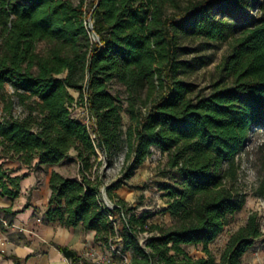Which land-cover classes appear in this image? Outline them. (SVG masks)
<instances>
[{
	"label": "trees",
	"instance_id": "16d2710c",
	"mask_svg": "<svg viewBox=\"0 0 264 264\" xmlns=\"http://www.w3.org/2000/svg\"><path fill=\"white\" fill-rule=\"evenodd\" d=\"M89 17L98 42L84 24ZM226 41L221 71L231 86L199 95L183 78ZM110 84L123 88V99ZM0 105V159L35 172L74 153L76 178L49 174L45 223L92 231L103 250L128 253V264H242L262 238L253 212L218 258L208 247L245 204L239 157L264 126V0H0ZM73 106L86 109L89 126L72 116ZM152 149L166 157L160 191L169 225L135 214L114 194ZM119 157L120 178L106 185L100 168ZM24 177L0 165V197L15 200Z\"/></svg>",
	"mask_w": 264,
	"mask_h": 264
},
{
	"label": "rangeland",
	"instance_id": "374dc122",
	"mask_svg": "<svg viewBox=\"0 0 264 264\" xmlns=\"http://www.w3.org/2000/svg\"><path fill=\"white\" fill-rule=\"evenodd\" d=\"M40 46L39 48L42 49V46ZM229 53L230 41L215 44L204 53L211 58L210 63L183 79L195 84L197 87L196 93L199 95L209 94L214 85H218L219 88L231 86V77L221 71L224 60ZM108 88L111 94L118 95L123 99V88L121 86L110 84ZM6 92H11L9 86H6ZM70 94L75 99L77 98L76 93L70 91ZM70 111L73 117L82 122L85 121L87 115L85 108L73 106ZM122 119L123 125L126 126L128 119L124 114L122 115ZM245 150L239 157L240 171L237 182L238 188L246 194L245 204L242 210L230 219L229 225L225 230L208 246L217 258L231 233L245 223L250 213L256 212L260 220L264 219V196L258 195L260 186L264 184V126L254 129L248 139ZM98 159H102L99 153ZM121 162L122 159L119 157L112 168L106 170L103 165L101 166L100 172H104L106 175V185L120 178ZM165 162V155H161L157 150L152 149L151 155L135 171L134 176L119 189L115 190L114 194L129 206L136 207L135 214L140 215L142 212H148L154 215L151 222L155 221L160 224L169 225L171 223L169 215L162 212L165 208V199L163 198L164 193L160 191V185L163 182H168L169 179L160 175L166 164ZM56 169L66 178H76L77 164L74 161V156L71 155L58 165ZM44 172L46 173L47 170L45 169ZM43 180L44 177L42 174H39L37 176L38 184H35L32 188L34 190H46L44 189ZM102 202L106 206L103 195ZM184 248L193 258L204 257L200 247L186 246ZM84 262L89 264L90 261L85 259ZM242 262L243 264H264V235L247 251Z\"/></svg>",
	"mask_w": 264,
	"mask_h": 264
},
{
	"label": "crops",
	"instance_id": "0c3cea01",
	"mask_svg": "<svg viewBox=\"0 0 264 264\" xmlns=\"http://www.w3.org/2000/svg\"><path fill=\"white\" fill-rule=\"evenodd\" d=\"M71 155L74 156V153ZM61 163L43 166L34 172L17 162L0 159V165L4 169L13 171L16 176H25L20 183L19 196L15 200L0 197V209L11 207L12 211L19 212L14 217L0 212V218L11 223L8 229L4 228L5 231L0 229V264H76L65 258L57 247L67 249L83 261L89 252L102 253L103 249L94 242V232L84 231L81 226L66 228L56 222H44L50 196L49 174L52 171L60 173L56 167ZM39 174L44 177L43 185L46 190L32 188L38 184ZM26 204L28 208L23 209ZM124 255L129 260L130 255ZM112 264H121V254H113Z\"/></svg>",
	"mask_w": 264,
	"mask_h": 264
},
{
	"label": "built area",
	"instance_id": "2783aa9c",
	"mask_svg": "<svg viewBox=\"0 0 264 264\" xmlns=\"http://www.w3.org/2000/svg\"><path fill=\"white\" fill-rule=\"evenodd\" d=\"M92 19L90 17L87 19V21L84 23L87 30L91 34V39L94 41L93 36L94 33L92 32ZM87 115L85 118V121L83 122L85 125L89 126L90 125V118H89V113L86 111ZM0 224L3 228H9L8 221L5 220L4 218H0ZM260 232L262 235H264V219L260 220ZM113 254H121L118 250L115 248H111L110 250H103L101 254H95L94 252L92 253H87L86 259H88L90 262L89 264H112V256ZM129 260L126 258L125 255L121 254V264H128ZM77 264H84V263H77ZM243 264V263H242Z\"/></svg>",
	"mask_w": 264,
	"mask_h": 264
},
{
	"label": "water",
	"instance_id": "95a60500",
	"mask_svg": "<svg viewBox=\"0 0 264 264\" xmlns=\"http://www.w3.org/2000/svg\"><path fill=\"white\" fill-rule=\"evenodd\" d=\"M93 39H94L95 42H98V41H99V39H98V37L96 36V34L93 36ZM102 192H103L102 195H103V197L105 198V204H106V206L108 207V209L113 208L114 206L111 204V202L108 200V198H107V196H106L105 189H103Z\"/></svg>",
	"mask_w": 264,
	"mask_h": 264
}]
</instances>
